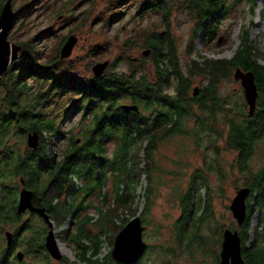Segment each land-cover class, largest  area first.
Listing matches in <instances>:
<instances>
[{"label": "trees", "instance_id": "obj_1", "mask_svg": "<svg viewBox=\"0 0 264 264\" xmlns=\"http://www.w3.org/2000/svg\"><path fill=\"white\" fill-rule=\"evenodd\" d=\"M234 1L237 3L241 0ZM249 1V10L255 12L257 0ZM156 2L154 0L152 4L155 7L159 5ZM183 3L188 4L196 14L193 43L200 33L212 37L221 19L225 17L223 15L233 6L227 0H182ZM152 5L146 2L143 9L148 10ZM250 34V28H246L241 45L231 59L210 58L201 51L193 59L190 72L202 74L208 79L197 96L190 95L191 78L183 73L175 46L167 33L155 34L149 41L155 55L154 79L146 73L140 74L139 67L134 63L130 64V73L111 72L109 68L101 77L70 78V73H78L70 62L60 57V53L44 61H40L35 47H30L24 56L20 53V57L0 78V226L17 223L22 219L24 214H18L17 205L19 191L23 188L21 181L24 179L25 186L34 191V204L46 207L58 227L70 220V227L63 231V239L78 248L85 264H125L115 261L111 253L104 258L100 257L102 237L108 238V234L101 231L94 235L88 226L97 223L104 225L105 220L110 219L118 231L138 214L136 209H131L127 198H136L141 175L149 176L153 183L155 172V165L149 168L144 159L140 158V149L144 152V158L149 157L153 161L154 150L162 136L167 138L186 133L199 148L209 145L217 154L226 148L237 151L240 170L243 173L252 172L250 163L258 153L257 144L264 139V65L260 63L258 47L250 42ZM121 58L125 59L124 56ZM239 67L256 75L260 94L259 109L254 116L246 112V103L237 101L228 109L230 100L222 98L219 92L221 80L230 77ZM172 84H175L176 96L164 92ZM70 91L79 98L73 107L76 111L82 110L84 121L89 117L90 126L84 131L85 138L81 143L73 140L72 145L60 149L56 147L55 141L61 132L62 114H55L52 105L56 97L65 94L70 97ZM126 101L139 105L140 112L127 113L122 110L121 105ZM196 105L202 107L208 115L199 116L195 127L188 129L187 120L192 118L191 109ZM232 110L235 113H231ZM218 114L226 117L223 123L219 122ZM127 117L132 118L131 126ZM31 132H37L41 137L37 149L30 148L26 141ZM115 135L119 140L118 146L110 156L104 138ZM222 141L224 147H221ZM136 149L139 151L135 154ZM217 162L220 171H223L219 158ZM212 165L210 170H215V160ZM109 173L117 178V193L112 202L108 192H103ZM205 173L202 170L194 173L189 204H183L182 207L185 214L192 213L195 209L192 208L193 192L196 190L199 192L198 217L205 214L209 219L214 215V210L211 184ZM222 175L223 180V172ZM74 176L85 181L80 191L76 189ZM248 181L251 195L247 203L248 216L242 225V253L247 264H264V215L254 230L252 241L250 233L252 218L259 210H264V163L257 172L250 175ZM68 184L73 193L64 202L58 198L61 195L50 196L54 185ZM204 190L207 194L203 193ZM83 192L84 197L78 202ZM96 194L103 200L98 217L89 214L82 217L89 208V205H84V200L88 195ZM148 212L149 208L146 214ZM38 215L32 213L34 217ZM33 222H25L14 232L15 240L26 245L28 254L31 249H45L43 234L48 230V223L43 217L40 226L35 227ZM75 225L77 229L73 232ZM28 234L31 235L27 237ZM64 258L63 264L70 262L69 258ZM143 258L135 264H142ZM44 263L51 264L47 254H44Z\"/></svg>", "mask_w": 264, "mask_h": 264}, {"label": "rangeland", "instance_id": "obj_2", "mask_svg": "<svg viewBox=\"0 0 264 264\" xmlns=\"http://www.w3.org/2000/svg\"><path fill=\"white\" fill-rule=\"evenodd\" d=\"M6 1L0 0V11ZM153 1L12 0L16 18L9 32V39L26 47L21 51L22 56L29 51L30 47H35L40 61H44L47 57L60 53L61 47L70 36L78 37V44L72 56L66 59L78 73L77 75L70 73V78L95 76L93 66L97 62L111 60L112 66L109 69L111 72L130 73V64L134 63L136 67H139L140 74L146 73L154 79L155 55L149 41L155 34L166 35L167 33L175 46L176 56L183 73L191 78L190 95H193L196 87L203 88L208 83L206 76L190 72L193 59L199 56L200 51L210 58H233L241 45V38L246 28H250V42L258 47L260 63L264 65V0H257L255 12L249 10L251 4L249 0V4L247 0L237 3H234V0H227V3L233 6L223 15L225 17L221 19L215 34L211 37L200 33L195 43L193 41L196 35L197 19L189 5L182 4V0H157L156 3L159 5L155 7L152 5ZM146 2L151 3V9H143ZM220 37L223 38L221 43H219ZM122 56L125 59L121 58ZM234 72L235 70L230 77L221 80L220 95L230 100L228 109L237 101L246 103V112L249 114L250 108L245 97V89L241 81L235 79ZM164 92L167 95L176 96L175 84L166 87ZM78 100V95L70 91V97L67 94L56 97L52 105L55 114H62L60 116L61 132L56 136L55 141L57 148L64 149V146L66 148L69 144L72 145L73 140L81 143L85 138L84 131L89 128L90 121L89 117L84 121L82 110L76 111L73 107ZM124 103L133 104L132 101ZM191 111L193 115L187 120L188 129L195 127L199 116L208 115V112L197 105ZM231 113H235V110ZM218 119L223 123L226 117L218 114ZM127 120L131 126L132 118L127 117ZM26 141L28 143V137ZM118 141L116 135L105 141L108 155L114 154ZM221 147H224L223 141ZM138 149L134 151L135 154L139 151ZM257 149L258 153L250 163L253 170L248 173H243L237 165L239 157L237 151L226 148L217 154L209 145L199 148L195 140L186 133L167 138L162 136L157 149L154 150L153 161L149 157L144 158V152L140 149V158L144 159L146 166L151 168L155 165L153 183L149 176L141 175L140 185L136 189V198H127L131 209L138 211L146 226L144 240L149 244V249L142 264H221L220 255L225 230L228 228L233 231L238 230L242 235V226L234 217L231 205L238 191L247 187L250 175L257 172L264 163V139L257 144ZM217 158L220 159L223 171L219 169ZM214 160L216 169L210 170ZM198 170L206 172L205 177L211 184L210 194L214 215L209 219L205 214L198 217L199 192L196 190L193 192L192 208L195 209L192 213L185 214L182 207L183 204H189L192 177ZM222 172L225 176L223 180ZM116 183V175L109 173L106 191L110 202L116 197ZM84 185L85 181L82 186L76 184V189L80 191ZM70 193H73L70 184L54 185L50 196L61 195L58 198L64 202ZM203 193L207 194V191L204 190ZM96 195H88L84 200V205H89V208L84 211L82 217L86 214H98L103 200ZM83 197L84 192L79 195L77 201L79 202ZM56 199H54L55 202ZM148 208L149 212L146 214ZM200 213L202 211L199 215ZM262 215L264 210H259L252 218L251 241ZM30 220H34L35 227H38L42 217L25 213L17 223H7L2 226L0 240L3 242L7 240L6 231L14 233L17 228ZM68 225L70 223L66 221L56 228L60 248L64 249H61L64 256L70 260L65 264H85V261L81 260L78 248L72 243L69 245L63 239V231ZM184 227L185 232H183ZM76 229L77 225L74 226L73 232ZM88 229L94 235L101 231L108 234V238L102 237L103 246L100 257L104 258L112 253L115 238L121 229L117 231L110 219H106L104 225L91 224ZM49 230L48 225V230L43 234L44 242ZM30 235L28 234L27 237ZM17 245V249L26 252V258L22 264L44 262V253L38 248L31 249V253L28 254L29 250H25L26 245L22 243ZM51 259L53 264H63L53 257ZM15 261L21 263L17 257Z\"/></svg>", "mask_w": 264, "mask_h": 264}, {"label": "water", "instance_id": "obj_3", "mask_svg": "<svg viewBox=\"0 0 264 264\" xmlns=\"http://www.w3.org/2000/svg\"><path fill=\"white\" fill-rule=\"evenodd\" d=\"M16 18V13L13 8L12 0H7L2 8L0 15V78L8 71L11 64L20 57L23 46L12 42L9 39V32ZM223 40L219 39V43ZM78 44V37L70 36L61 47L60 57L68 59L72 56L75 46ZM149 54V53H146ZM111 60L97 62L93 66V72L96 77L103 76L111 65ZM234 77L240 80L244 89L247 103L249 104V116H254L257 111L259 98V87L256 81V75L252 71H246L242 68L235 69ZM200 93V87H196L193 96ZM121 108L127 112H140L137 104H122ZM41 137L37 132L28 134V146L32 149H37L40 145ZM23 188L20 191L17 212L19 215L30 210L40 214L48 223L50 230L45 239V246L50 255L61 260L64 253L60 248V240L56 235V226L54 220L47 212V208L38 207L34 204V191L27 186L24 179L21 181ZM251 195V187L241 188L237 196L233 199L231 210L234 217L238 220L240 226L244 224L248 216V198ZM146 226L140 214L134 216L130 221L118 232L115 238L114 247L111 256L118 263L135 264L139 262L147 253L149 244L144 240ZM7 239L12 244L14 233L7 232ZM221 264H247L242 253V238L238 230L233 231L228 228L224 232V241L221 251ZM25 253L18 252V259L24 260Z\"/></svg>", "mask_w": 264, "mask_h": 264}, {"label": "flooded vegetation", "instance_id": "obj_4", "mask_svg": "<svg viewBox=\"0 0 264 264\" xmlns=\"http://www.w3.org/2000/svg\"><path fill=\"white\" fill-rule=\"evenodd\" d=\"M110 68V67H109ZM201 89V88H200ZM260 93V92H259ZM123 104H125V103H123ZM134 104V103H133ZM257 106H258V104H257ZM122 109V108H121ZM123 110V109H122ZM104 140L105 141H108L109 140V138L108 137H106V138H104ZM56 201H57V199H56ZM38 207H41V206H38ZM46 208V207H45ZM25 213H35V212H31L30 210H28L27 212H25ZM25 213H23V214H25ZM38 214V213H37ZM40 215V214H39ZM50 215V214H49ZM41 216V215H40ZM42 217V216H41ZM52 220H54V219H52ZM55 222V221H54ZM69 223H70V220H69ZM55 226H56V228L58 227L57 225H56V223H55ZM70 227V225H68L66 228L68 229ZM0 230H3V227H1L0 226ZM7 232H9V231H6L5 233H6V237H7ZM32 233V232H31ZM57 235V234H56ZM3 243H4V245H3ZM17 241L15 240V238H14V240H13V242H12V244L9 242V240L7 239V240H5L4 242L3 241H1L0 240V264H22L23 262H24V260H19L18 259V252H20L21 250H19V249H17ZM39 249V251H41V252H43L44 254H47V257L49 258V261H50V263L51 264H53V262H52V256L50 255V253H49V251H48V249L45 247V249H40V248H38ZM22 252H24L25 253V258H26V252L25 251H22ZM16 257H17V259L21 262V263H17L16 261H15V259H16ZM65 257V256H64ZM63 257V259H61V260H57V261H65V258ZM24 258V259H25ZM56 260V259H55ZM42 264H46V263H42Z\"/></svg>", "mask_w": 264, "mask_h": 264}, {"label": "built area", "instance_id": "obj_5", "mask_svg": "<svg viewBox=\"0 0 264 264\" xmlns=\"http://www.w3.org/2000/svg\"><path fill=\"white\" fill-rule=\"evenodd\" d=\"M74 182H75V184H77L78 186H79V184H80V186H82L84 180L81 179V178H78V177L74 176ZM92 216L95 217V218H97V217H98V214H94V215H92Z\"/></svg>", "mask_w": 264, "mask_h": 264}, {"label": "bare ground", "instance_id": "obj_6", "mask_svg": "<svg viewBox=\"0 0 264 264\" xmlns=\"http://www.w3.org/2000/svg\"><path fill=\"white\" fill-rule=\"evenodd\" d=\"M75 186H76V184H75ZM77 188V187H76ZM106 191V189L104 188L103 189V192H105ZM61 247H62V244H61ZM62 250H64L63 248H61Z\"/></svg>", "mask_w": 264, "mask_h": 264}]
</instances>
